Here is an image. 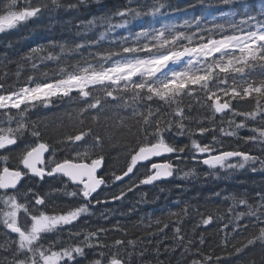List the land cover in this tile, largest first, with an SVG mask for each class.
Here are the masks:
<instances>
[{
	"label": "snow or ice",
	"instance_id": "1",
	"mask_svg": "<svg viewBox=\"0 0 264 264\" xmlns=\"http://www.w3.org/2000/svg\"><path fill=\"white\" fill-rule=\"evenodd\" d=\"M84 2L85 0H80V3ZM236 3L243 6L242 12L228 10L218 16H211L210 19L207 15H202L184 19L181 23H164L162 20L158 21V18H164L181 9L171 8L168 0H153L150 5H137L136 8L129 6L118 10L114 15L120 17L119 23H111L110 17L105 18V31L99 33L95 39L84 40L72 46L67 42L49 41V49L52 50L39 46L30 50L33 54L47 51V55L41 57L42 61H59L65 54L80 53L81 49H91L104 40L117 45L115 48L89 51L87 57L81 56V60L73 66V71L68 72L62 68L60 79L35 82L30 76L29 81L34 86L21 87L18 91L6 95L0 94V110H6L5 122L9 125L7 128L0 126V150H10V146L17 145L18 142L24 145L19 151L15 168L7 166L8 156H0V161L5 163L0 170V190H4L0 194V225L7 230L0 249L12 257L11 261L5 259V264H82L83 261H87V264H133L135 256L143 259L147 247L137 251L136 241L117 239L111 245L103 243L101 234L108 231L104 228L87 233L82 241L67 245L61 243L58 251L52 250L55 241L45 248L44 240L46 234L65 225H73L82 215L90 214L93 201L101 205L110 201H121L140 185H152L173 176V165L170 162L157 163L153 160L154 157L176 154V158L181 159L180 154L185 153L187 149L193 154V159L197 158L196 154H207L203 163L210 168L219 166L244 169L247 165L255 172L258 170L255 165L259 163V170L264 171V159L259 156L239 150L220 151L214 154L217 153L215 145L191 139L197 133L203 137L205 133L214 129L204 127L199 114L196 116L191 114V103L182 106L183 97H191L196 92L195 86H198L199 91L204 93V98L198 100V103L211 111L212 121H215V115L218 113L222 115L221 123L224 122L223 117H229V127L233 130L226 132L220 128L219 131L224 135L237 136L241 129L248 128V121L258 119L264 121V80L257 84L255 81L245 79L246 69L251 70L257 66L264 68V0H259L256 5L250 4L248 0H198V4L205 10L221 6L231 9ZM195 6L188 5L187 8ZM62 7L61 0H38L37 3H33L32 0H4L0 6V33L27 24L46 11ZM238 15L239 19L236 18ZM146 17L151 18L146 21V26L142 24L132 32L130 26L135 21H144ZM154 22H160V26L156 27ZM96 24V20H91L82 26L78 25L77 28H82V34L86 35L96 27ZM191 27H195L197 31L189 34L180 30ZM119 28L128 29V35L115 37L109 35ZM182 41H187V44ZM56 48H59L58 54L53 51ZM139 53L145 55L141 57ZM113 57L120 59L113 60ZM109 61L111 63L106 67ZM176 65L183 67L175 70L172 66ZM32 67L35 69L38 66L33 63ZM2 87L0 84V88ZM97 88L102 91L103 96L96 94ZM73 91L85 100L81 115L86 112L91 114L92 110H96L97 114L91 116L93 124L100 120V113L106 111L110 103L108 98L115 102L117 108L131 109L132 119L138 125L137 143L134 148L129 149L130 160L120 174L116 171L110 173L105 171L103 175L100 174L104 170L106 160L103 152L104 137L96 133L92 126L85 128L81 121L82 127L76 134H69L58 142L67 147L78 148L87 137L92 138L91 146L86 147L83 152L77 151L74 160L65 158L61 161L56 158L57 149L54 145L40 142L41 132L35 122L26 121L25 113L29 107H35L37 101L47 107L52 97H70ZM246 98L256 101V106L251 111H240L232 103L233 100ZM157 100L167 105V112L159 107H152L150 102ZM22 104L25 105L23 109ZM141 104L144 105V111L137 110ZM11 109L19 110V116L10 115ZM237 117L242 119L237 121ZM13 121L15 127L11 126ZM193 124L197 127L193 128ZM121 125H124L122 120ZM251 132L252 135L241 137L244 142L264 146V127L252 128ZM29 133L35 138L36 143L33 144L27 139ZM166 134L172 138L188 135L191 143L183 146L174 142L169 143L165 139ZM213 140H216L215 136ZM97 149L98 152L95 151ZM45 153L49 154L47 158ZM93 155L95 158H91ZM234 157L240 158L237 164L226 163ZM140 168L146 171L140 173ZM191 174L186 172L184 176ZM141 176L143 178H140ZM46 177L59 179L63 183V188L52 189L50 193L41 196L33 188L28 187L23 192L25 202H20L17 194L28 181L38 178L43 182ZM126 177L128 178L126 187H121L120 191L113 193L111 197L101 198L98 189L102 190V186L107 188L116 182L123 184ZM65 178L67 183H64ZM69 185L72 186L71 191L67 190ZM10 192L12 194H9ZM53 193L78 197L84 203L69 207L63 214L58 215H48L35 207L47 208V202ZM29 196L34 199V205ZM256 196L255 206L249 204L246 198L231 197L234 205H243L246 208L244 212H236L235 208L228 209L234 217L231 231L233 233L247 231L248 225L239 223L245 217L254 218L253 227L259 229L258 235L246 238V241H241L239 245H232L237 256L257 242L264 244V191L258 192ZM182 211L186 213L187 208ZM21 213L22 223L18 221V214ZM200 215L203 225L212 223V215ZM156 224L160 225L161 221L157 220ZM167 227L168 224L165 223L163 227L157 228V232L149 233L148 236H155ZM224 227L228 228L229 225L225 224ZM115 230L121 229L117 226ZM11 234H16L17 239H10ZM79 235L70 232L69 238L76 241ZM175 236L181 246H184L185 238L181 235L180 227L175 228ZM140 243L144 241L141 240ZM148 243H151L150 239ZM200 243H204L202 236ZM227 244L226 240L225 247ZM122 247L123 254L120 252ZM128 247L132 248L131 252L127 251ZM192 247L193 241L189 240L184 248V255H201L199 250L192 252ZM111 248L116 251L106 254L105 249ZM96 249L99 251H95ZM90 252L97 258L89 259ZM156 255L159 256V246L156 248ZM221 259L222 257H215V264H220ZM212 261V256H202L200 260L193 259L191 264H209Z\"/></svg>",
	"mask_w": 264,
	"mask_h": 264
},
{
	"label": "trees",
	"instance_id": "2",
	"mask_svg": "<svg viewBox=\"0 0 264 264\" xmlns=\"http://www.w3.org/2000/svg\"><path fill=\"white\" fill-rule=\"evenodd\" d=\"M4 0H0V5ZM171 8L181 9V11L172 12L169 16L158 18V21L164 23H181L184 19L207 15L218 16L224 11L235 10L238 13L242 12L243 6L239 3L233 4L231 9L227 6L215 7L210 10H205L198 4V0H168ZM252 5L258 4L259 0H248ZM63 5L60 9L46 11L39 18H34L28 21L27 24L19 26V28L7 30L0 33V84L3 85L4 91H18L21 87L34 86L29 81L31 76L35 82L51 81L62 77L61 69L68 72L73 71L80 60L81 56L87 57L89 51H99L109 48H115L117 45L110 44L108 40L101 41L99 45L91 49H81L80 53L65 54L59 61L57 60H41L42 56L47 55V51L42 53H31L30 50L39 46L43 49H49V41L58 43L67 42L69 46L84 40L95 39L99 33L104 32L106 28L105 18L110 17L111 23H119L120 17L114 15L118 10L126 7L136 8L137 5H150L153 0H85L80 3V0H61ZM75 5V7H68ZM188 5H196L192 8H187ZM183 9H187L186 11ZM239 19V15L236 17ZM151 18H144V21H135L130 29L135 32L139 27L146 26V21ZM96 20L97 24L94 29L86 35L82 34V28H77L78 25ZM156 27L160 26V22H154ZM210 26V25H209ZM187 33L197 31L195 27L188 29H180ZM110 36L128 35V29L119 28L114 32L109 33ZM218 38V37H217ZM195 42V41H194ZM187 44V41H182ZM54 53H59V48L53 50ZM130 56L131 54H123ZM143 57L144 53H139ZM32 57L25 59V57ZM120 57H113V60ZM35 63L38 67L33 68ZM106 64L105 66H109ZM245 79L255 81L257 84L264 80V68L257 66L251 70H247ZM239 79V77H238ZM229 77V84H231ZM214 86V85H210ZM255 95V94H254ZM101 96L103 93L101 91ZM72 97L77 98V105L72 104L70 97H59L53 100V106L47 109L43 107L33 112L25 113L26 121L29 123L35 122L38 130L41 132L40 142H47L54 145L57 149L56 158L59 160L75 159L70 153V147L58 143L69 134H76L81 129V121L83 127L92 126L94 131L104 137L103 152L106 157L104 172L116 171L120 174L121 170L126 169V164L130 160L129 149L134 148L137 143L136 121L129 115L121 114L115 109H106L100 113V120L93 124L92 115H96V110H92L91 114L84 113L81 115V109L85 107V100L72 94ZM204 98V93L196 87V92L191 97H183V105L191 103L192 115L199 114L203 126L212 128L214 131H209L201 137L198 133L191 139L198 141L205 139L209 142L215 138H221V142H229L230 145H225L226 151H245L250 155L259 156L264 159V154L260 152L259 143H245L241 137L252 135V128L264 127L263 123L256 121H248V128L241 129L237 136H227L219 131L223 128L226 132L232 131L229 127V117H223L224 122L221 123L222 115H215V121L211 119L212 113L205 107H201L198 100ZM109 100V99H108ZM110 101V100H109ZM111 102L108 105L114 104ZM153 108L159 107L164 112L168 111L167 105L160 101L150 102ZM233 105L240 111H251L256 106V101L252 98L244 100H233ZM144 109V105L141 104ZM24 108V107H23ZM22 108V109H23ZM10 115L19 116V111H14ZM208 117L209 119H204ZM237 121L242 119L236 118ZM121 120L124 125H121ZM193 128L197 125L193 124ZM131 129V130H129ZM27 139L32 143H36L35 138L27 135ZM165 139L169 143H176L180 146L190 145L191 139L188 135L172 138L166 134ZM91 140L87 137L86 141ZM85 141V142H86ZM81 143L82 144H85ZM19 143V142H18ZM22 144V143H21ZM99 150L97 149V152ZM181 159L175 157L172 162L177 166L175 179L170 182L161 183L152 187H143L135 189L127 194V198L121 201H110L105 205L99 204L98 207L90 206V214L84 215L73 225H65L58 230L46 234L47 244L55 241V246L59 249L61 243L67 245L82 241L84 235L95 231L98 228L107 229L101 234L103 243L111 245L115 240H132L137 242V251L140 248L147 247V253L143 259L139 256L133 258V264H191L193 259L200 260L202 256H212L213 261L209 264H215V257H222L220 264H264V244L257 242L255 245L248 247L240 255L234 254L233 244L239 245L241 241H246V238H251L253 235H258L259 229L253 227L254 218L245 217L239 223L247 224L248 230L233 233L231 231L234 217L228 212L229 208H235L236 212H244L246 208L243 205H234L232 196L237 198H246L249 204L255 206L257 203L258 192L264 191V171L259 170L253 172L247 169L246 172H239L243 169H222L205 167L197 160L193 159V154L187 149L185 153L180 154ZM91 158H95L93 155ZM240 161H230L228 163H238ZM18 157L14 158L10 168L17 166ZM184 164L185 170L179 166ZM259 165V163H257ZM5 163L0 164V170ZM180 167V168H179ZM260 167V166H258ZM217 169V170H216ZM245 169V168H244ZM103 172V174H104ZM190 172L191 175L185 177L184 173ZM56 180H30L17 194L18 199L24 201L23 192L34 186L38 189L41 196L50 193L52 189L59 188ZM65 183H67L64 180ZM116 186L110 184L107 188ZM70 187H72L70 185ZM3 192H0L2 194ZM214 193H220L216 196ZM12 194V193H9ZM227 198V199H226ZM47 208H40L46 211L48 215L63 214V211L69 207L78 206L81 203L80 198H68L64 195L52 194L51 199L47 202ZM34 205V204H32ZM38 208V207H37ZM187 208V212L182 210ZM176 213L178 215H172ZM212 215L213 221L210 225L201 223V215ZM160 220L161 224L157 225L156 221ZM168 224V227L163 232H158L155 236L149 237V233L157 232L158 227H163V224ZM225 224L229 227L225 228ZM117 226L120 231L115 230ZM181 228V235L184 236V246H181L175 236V228ZM6 229L0 225V239L6 233ZM79 233L77 240L69 238V233ZM201 236L204 243H200ZM151 243H148V240ZM143 240L144 243H140ZM193 241L192 252L199 250L201 255L192 256L184 255V248L188 241ZM228 242L225 247V242ZM94 242V241H93ZM159 246V256L156 255V248ZM169 249V251H165ZM2 250V249H1ZM95 251H99L96 249ZM116 249H105V253L114 252ZM124 248L120 249L123 254ZM127 251L131 252L132 248L128 247ZM97 258L92 252L89 253V259ZM11 261V255L7 252L0 251V264H5V260ZM82 264H85L84 261Z\"/></svg>",
	"mask_w": 264,
	"mask_h": 264
},
{
	"label": "rangeland",
	"instance_id": "3",
	"mask_svg": "<svg viewBox=\"0 0 264 264\" xmlns=\"http://www.w3.org/2000/svg\"><path fill=\"white\" fill-rule=\"evenodd\" d=\"M32 2H33V3H37L38 0H32ZM3 3H4V1L2 2V4H1L0 6H2ZM22 6H23V4H22ZM17 28H19V26H18ZM6 31H7V30H6ZM8 31H9V30H8ZM172 67H174L175 70H179L181 67H183V65H176V66H172ZM61 78H62V77H61ZM59 79H60V78H59ZM134 79H138V78H134ZM54 80H56V79H54ZM29 87H31V86H29ZM195 87H197V86H195ZM9 92H12V91H5V92H3L2 94H5V95H6V94H8ZM72 94H78V93H77L76 91H73V92L71 93L72 104H73V105H77V104H76V103H77L76 101H77L78 99L75 98V97H72ZM96 94L101 96V91H100L98 88H97V90H96ZM57 98H59V97H52V98H51V103H49L47 107H45L43 104H41L39 101H37V102H36V106H35V107H29L28 111L33 112L34 110L40 109V108H42V107H43V108H50V107L53 106V100H55V99H57ZM89 99H90V98H89ZM108 99L111 101L110 98H108ZM111 102H113V101H111ZM140 106H141V105L138 106L137 110H138V111H144V109L141 108ZM23 107H25V105L22 104V105H21V108H23ZM106 109H115V110H118L120 113L122 112L121 114L129 115L130 117H132V116H131V109H130V108H117V107H115V103H114V104H111V105H107V108H106ZM5 111H6V110H0V126L7 128L9 125L5 122V121H6V117H5V115H4ZM14 111H19V110H17V109H11L9 114H11V113L14 112ZM14 117H18V116L15 115ZM256 123H262V122H260L259 120H257ZM262 125H263V123H262ZM11 126H12V127H15V121L12 122ZM197 140H198V139H197ZM200 142L203 143V144L215 145L216 148H217V153H214V154H218L220 151H226V150L224 149V148H225L224 144H225V145H230L229 142L222 143V142H221V138H217L215 141H214V140H211V141H209V142L205 141V139L202 138V140H200ZM217 142H218V143H217ZM91 144H92V141H91V140H88V141L85 142V144H82V145H81L80 147H78V148L70 147V153L75 157V153H76L77 151L83 152L84 149H85L86 147H90ZM23 147H24L23 144L18 143V144L15 145L13 148H10V150H0V156H8L9 159H8V161H7V165H11V164L13 163V161H14V158H15V157H18L19 151H20V149H22ZM259 148H260V152L264 154V151H262V148H264V146L260 145ZM95 151H97V150H95ZM196 156H197V158L194 159V160L199 159V154H196ZM192 157H193V156H192ZM86 162H90V161H86ZM3 163H4L3 161H0V164H3ZM226 163H228V162H226ZM231 164H236V163H231ZM179 166L182 168V170H185V169H186V168L184 167V164H181V165H179ZM258 166H260V165H258V164L255 165V167H256L257 169L260 168V167H258ZM180 167H179V168H180ZM226 168H227V167L222 168V169L228 170V169H226ZM239 169H240V168H239ZM247 169L251 170V167L246 165L245 169L240 170L239 172H246ZM216 170H217V169H216ZM144 171H146V169H144V168H141V169H140V173H143ZM140 173H137V175L139 176ZM140 178H143V177L141 176ZM56 182H57V186H59V188H63V183H61V181H60L59 179H57ZM64 183H65V182H64ZM127 183H128V182H127ZM127 183L119 184V185L115 184L116 186H113V187H111V188H104V190H103V191L101 192V194H100L101 198H103L104 196L111 197V195H112L113 193H118V192L120 191L121 187H126V186H127ZM67 190H68V191H71V190H72V187H70V185H69V187H68ZM54 194H55V193H54ZM67 197H68V196H67ZM68 198L73 199L72 197H68ZM35 207L37 208V206H35ZM38 208H39V207H38ZM39 210H40V211H43V210L40 209V208H39ZM45 212H46V211H45ZM22 215H23L22 213H21V214H18V221L21 222V223L23 222V221H22ZM88 215H89V214H86V216H88ZM82 216H84V215H82ZM82 216H81V217H82ZM81 217H80V218H81ZM80 218H79V219H80ZM79 219H78V220H79ZM2 238H3V240L5 241V235H4ZM10 239L15 240V239H17V236L14 235V234H11ZM45 239H47V238H45ZM4 241H2V240L0 239V244H3ZM48 246H49V244H47L46 241H45V242H44V247L47 248ZM52 250H53V251H58L59 249L55 246V247H53ZM0 251H3V249H2V250L0 249ZM84 263L87 264V261H84Z\"/></svg>",
	"mask_w": 264,
	"mask_h": 264
},
{
	"label": "water",
	"instance_id": "4",
	"mask_svg": "<svg viewBox=\"0 0 264 264\" xmlns=\"http://www.w3.org/2000/svg\"><path fill=\"white\" fill-rule=\"evenodd\" d=\"M3 91V88H0V93ZM218 116H221V114H217ZM14 146V145H13ZM13 146H10V148H12ZM48 153H45V157L47 158L48 157ZM175 156V154H164V155H162V156H160V157H154L153 158V160L155 161V162H157V163H165V162H170L172 165H173V167H174V172H173V176H171V177H168V178H166V179H162V180H160V181H157V182H155L154 184H152V185H142L143 187H152V186H154V185H158V184H161V183H166V182H170V181H173L174 180V178H175V176H176V172H177V167H176V165L175 164H173L170 160L173 158ZM200 156L201 157H204V158H206V156H207V154H203V155H201L200 154ZM203 158V159H204ZM203 159H202V163H203ZM238 159H240V158H238V157H234V158H231V159H229L227 162H229V161H235V160H238ZM203 165L204 166H208V165H206V164H204L203 163ZM40 165H38V167H39ZM102 173H103V170L100 172V174L102 175ZM48 178H51V177H48ZM52 179V178H51ZM65 180H66V178H65ZM128 182V178L126 177L125 178V182L124 183H127ZM123 183V184H124ZM116 184H121V182H116ZM103 188H104V186H102V190H103ZM102 190H99L98 189V192H101ZM1 191H4V190H1ZM95 195V194H94ZM16 235V234H15Z\"/></svg>",
	"mask_w": 264,
	"mask_h": 264
},
{
	"label": "flooded vegetation",
	"instance_id": "5",
	"mask_svg": "<svg viewBox=\"0 0 264 264\" xmlns=\"http://www.w3.org/2000/svg\"><path fill=\"white\" fill-rule=\"evenodd\" d=\"M199 163H201V161H198ZM202 164V163H201ZM105 167V166H104ZM104 172V171H103ZM102 175H103V173H102ZM36 180H38V178H35ZM35 179H32V180H35ZM46 179H48V180H56V178H48V177H46L45 178V180ZM39 181V180H38ZM39 182H41V181H39ZM44 182V181H43ZM31 188H33V190L35 191V192H37V193H39V191H38V189L36 188V187H34V186H32L31 185ZM1 192V191H0ZM40 194V193H39ZM101 194V193H100ZM29 199L31 200V203L32 204H35V201H34V199H31V196H29ZM21 202H25V201H21ZM81 203L83 204L84 203V201L81 199ZM99 206V204H96L94 201H93V203H92V205H91V207H93V208H96V207H98ZM105 206H106V204H105ZM37 207H39V208H42L43 206H37Z\"/></svg>",
	"mask_w": 264,
	"mask_h": 264
},
{
	"label": "bare ground",
	"instance_id": "6",
	"mask_svg": "<svg viewBox=\"0 0 264 264\" xmlns=\"http://www.w3.org/2000/svg\"><path fill=\"white\" fill-rule=\"evenodd\" d=\"M3 88V87H2ZM3 90H4V88H3ZM44 109H47V108H44ZM3 167V166H2ZM175 179V178H174ZM12 258V257H11ZM5 260V259H4ZM11 260V259H10Z\"/></svg>",
	"mask_w": 264,
	"mask_h": 264
}]
</instances>
